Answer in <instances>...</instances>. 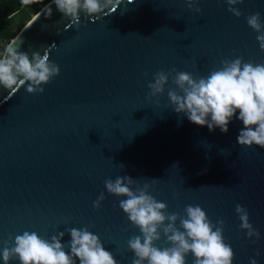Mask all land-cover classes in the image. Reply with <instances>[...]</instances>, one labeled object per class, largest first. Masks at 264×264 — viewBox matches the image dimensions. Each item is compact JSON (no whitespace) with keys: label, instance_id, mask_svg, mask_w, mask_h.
<instances>
[{"label":"water","instance_id":"water-1","mask_svg":"<svg viewBox=\"0 0 264 264\" xmlns=\"http://www.w3.org/2000/svg\"><path fill=\"white\" fill-rule=\"evenodd\" d=\"M195 6L201 11L185 0H113L104 14L80 12L77 26L50 0L9 41L30 59L47 48L60 72L42 93L25 85L9 95L0 86V250L25 230L45 239L65 231L68 252L66 230L86 227L118 264H132L127 241L140 230L119 207L126 197L109 194L104 184L129 175L140 185L155 179L149 192L168 213L185 216L187 205H199L213 224L222 219L232 264L250 258L264 264V148L237 143L243 124L235 116L222 133L176 113L167 96L171 81L162 95H146L159 70L200 77L224 59L264 63L258 33L246 20L259 12L264 22V0L234 5L239 17L225 0ZM237 204L260 233L256 243L240 228ZM154 244L170 246L162 231ZM192 261L188 253L186 264Z\"/></svg>","mask_w":264,"mask_h":264},{"label":"clouds","instance_id":"clouds-1","mask_svg":"<svg viewBox=\"0 0 264 264\" xmlns=\"http://www.w3.org/2000/svg\"><path fill=\"white\" fill-rule=\"evenodd\" d=\"M40 2L41 0H21L24 5ZM52 2L60 13L69 17L77 26L80 12L88 16L100 15L113 4V0ZM225 2L228 5L227 10L234 16L242 15L234 5L242 3L243 0ZM185 3L189 9L201 11L195 6L197 0H185ZM44 14L50 18V6L45 7ZM38 15L39 13L34 20ZM246 20L258 33L256 40L259 49L264 51V22L261 21V14H251ZM12 45L13 42L6 45L3 53H0V86L7 90L9 95L25 85L28 93H42V85L59 75V66L49 60L47 48L42 55L32 52L30 59L26 52L18 51ZM169 81L175 87L168 90L167 96L176 113H183L196 125H206L209 131L219 128L222 133L228 132V125L235 116L243 124L237 136V143L242 146L255 144L264 148V63L244 62L242 57L224 59L220 68L200 77H194L190 72L177 71L175 68L168 72L159 70L153 74V80L147 85L150 90L146 94L147 97L151 99L162 95ZM156 103H159L158 99ZM223 151L224 149H221V152ZM155 183L156 180L152 179L151 185L147 181L140 185L129 175L104 181L109 194L126 197L119 201V207L132 225L140 230L139 235L127 241L129 249L134 253L132 264H186L188 253L193 256L192 264H232L234 252L231 246L224 242L222 234L224 221L219 219L213 224L199 205H187L184 209L185 216H179L175 212L168 213L167 205L158 202L149 192L150 186ZM103 199L104 194L101 193L93 202V207L98 208ZM235 212L241 221L240 228L246 230V236L255 237L252 243H256L260 233L249 223L248 210L237 204ZM178 219L179 228L176 226ZM66 231L71 237L68 241V252L64 250V244L61 242L65 231H59L50 239H45L35 231L25 230L15 236L13 246L9 247L8 242H4L0 258L4 264H9L12 259H18L20 264H77V261L78 264H118L99 237L86 227H72ZM161 231L170 246H155L154 241L160 239ZM249 264H257V260L250 258Z\"/></svg>","mask_w":264,"mask_h":264},{"label":"trees","instance_id":"trees-1","mask_svg":"<svg viewBox=\"0 0 264 264\" xmlns=\"http://www.w3.org/2000/svg\"><path fill=\"white\" fill-rule=\"evenodd\" d=\"M24 5L21 0H0V39L5 46L22 26L47 2ZM3 50V47H2Z\"/></svg>","mask_w":264,"mask_h":264},{"label":"rangeland","instance_id":"rangeland-1","mask_svg":"<svg viewBox=\"0 0 264 264\" xmlns=\"http://www.w3.org/2000/svg\"><path fill=\"white\" fill-rule=\"evenodd\" d=\"M2 47H3V50H2ZM4 49H5V44H4L3 40L0 39V53H3Z\"/></svg>","mask_w":264,"mask_h":264}]
</instances>
